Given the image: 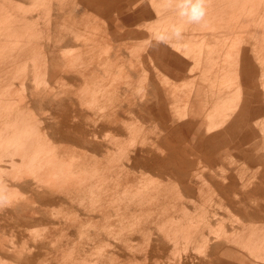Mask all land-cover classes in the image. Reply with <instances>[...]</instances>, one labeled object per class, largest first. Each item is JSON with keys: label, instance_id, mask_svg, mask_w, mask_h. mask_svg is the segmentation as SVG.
<instances>
[{"label": "rangeland", "instance_id": "rangeland-1", "mask_svg": "<svg viewBox=\"0 0 264 264\" xmlns=\"http://www.w3.org/2000/svg\"><path fill=\"white\" fill-rule=\"evenodd\" d=\"M36 1L0 0V79L5 76L6 83L10 86L8 89L11 92L8 94L6 90H2L0 95L1 98L9 95L11 97L9 103L10 106L12 105V109L9 108L8 110L2 105L0 113L9 112L4 118L11 122L20 120V117L25 116L23 113L27 115V107L31 108L36 117V126L40 127H38L39 134L33 136L38 140L40 138L39 142L48 144L49 139L46 138L45 141L41 138L43 135H47L52 141L51 144L57 147L58 152L66 155V160L68 157H72V154L74 157L78 154H86V160L89 161L91 170L96 165L100 166L99 163H101V168L110 169L104 171L107 183L114 179L116 171L122 170L121 174L124 176L127 170L132 174L134 187L144 197L138 201V205L132 213L123 209L116 214L113 213L106 220H101V225L108 227L105 223L109 222L112 217L117 218V223L114 224L115 228L113 229L115 234L113 235L118 236L117 233L122 232L121 235L119 234L122 238L119 241L121 245L117 248L105 245L108 241H115L113 238L108 240L111 237L101 236L95 239L97 242L94 245H91L92 239L85 235L80 237L75 230L70 237L77 243L72 244L71 241L72 243L70 242L63 250L59 249L57 254L54 253L56 250L51 247L50 242L34 241L37 237L40 238L39 235L47 225L46 221H31L23 228L24 231L21 235L17 231V228L20 227L19 220L27 216H18L21 211L18 208L14 209L13 215L12 212L8 213V220L0 219V264L2 261L3 264H57L55 261L57 255L66 259V262L59 264H77L75 260L82 257L86 261L81 264H91V260L97 256L103 264H131L132 262V264H177L178 262V264H264V198H257L259 189L253 188L254 183L259 179V174L264 171V111L257 112L249 120L257 130H262L263 134L255 138L258 139L257 144L253 142V139L249 143H244L243 148H239V151L238 142L228 139L217 141V138L211 137L203 143L204 149L207 150L202 154L196 153L193 146L195 142L186 138L180 129L181 120H188L190 116V106L182 100L184 96L191 93L190 79L188 77H175L173 79L167 77L164 72L158 71L153 58H148L146 54V46L152 39V36L148 38L147 27L162 20L166 12L175 10L174 0ZM48 3L50 4L49 14L47 12L49 7L45 6H48ZM161 3L164 5L161 6ZM109 11L110 13H108ZM83 12L93 22V27L83 28L80 21L84 16ZM252 13L255 20L249 24L246 37L256 44L254 50L256 60L258 65L264 68V14L261 10H255ZM132 15L138 16V19H133L135 17L132 18ZM148 16L152 21L147 20ZM102 20L106 22V25ZM188 25L186 26L184 23V31ZM163 29L166 28H160V30ZM152 33L154 32L151 30L149 35ZM230 37L231 34H228V40ZM84 39L86 40L85 44ZM89 40L93 44L88 42ZM83 44L87 46L85 47ZM131 44L132 46H130ZM93 48L96 49L93 50ZM115 49L117 50L113 51ZM224 50H228V46L224 47ZM132 52L136 55H132ZM75 54L79 56L76 55L78 60L74 57ZM115 55L117 57H113ZM16 69L21 70L16 72ZM118 69L120 70L118 71ZM102 71L105 75L102 74ZM42 72H44L43 77L41 75L39 77ZM117 72L120 74L117 75ZM124 72L126 73L124 74ZM127 73L129 77H126ZM21 77L25 78V82H21ZM214 77L217 81H223L224 84L233 85L232 80L228 78H221L217 75ZM19 80L23 87L18 82ZM261 81L264 90V77L261 78ZM42 82L46 83L43 84ZM6 83L2 86H6ZM216 85L213 86L210 80L203 82L201 99L203 103L202 108L200 107V116L205 122L223 118L225 123L227 119L233 116L237 107L228 101L216 107L211 103H205V95H208ZM93 86L98 92L92 94V96L96 95L95 98L87 93L88 96L81 100L84 89L88 88L89 90ZM17 88L20 90L22 88L24 92L18 91ZM13 91L16 94L12 93ZM18 92H21L20 97H18ZM5 93L7 96L4 95ZM16 95L18 96L16 97ZM21 95H25V97H21ZM78 97L79 99H77ZM261 103L263 105L254 104V109L258 110L264 106V97ZM78 104H80L79 107ZM89 109L93 110V113ZM114 112L116 113L114 118L118 121L117 124H109L107 119L104 121L105 124L96 123L101 117L104 120L105 117L113 115ZM112 115L110 117L113 119ZM37 117L40 124H38ZM9 122L6 123L8 126H10ZM84 122H87L88 125ZM72 130L74 131L72 132ZM83 130L85 131L83 132ZM106 133L108 136L105 135ZM69 136L80 139L78 142L77 139L71 141L68 140ZM2 146L4 147L2 148L4 149L3 153H8L13 148L12 144L10 146L2 144ZM216 151L217 154H213ZM121 153H123V157ZM196 155L197 157H195ZM118 161L119 163H117ZM89 165L87 164V166ZM6 168L11 172L12 170L15 171L12 173L8 171L11 176L18 172L17 168L4 165L0 174L5 173L7 175ZM13 186V184H9L8 188L15 189ZM109 197L105 195L104 198L108 200ZM32 203L34 202L32 201ZM31 206L33 207L34 204ZM45 206L49 215L50 213L54 215L53 213L57 212L59 208L58 204ZM32 207L28 209H32ZM121 222L125 226L130 223L133 227L134 233L128 243H125L128 230L125 226L122 227L125 230L119 227ZM4 223L5 226L3 227ZM36 232L38 235H35ZM55 236H58V233ZM55 236L52 241L57 239ZM23 242H28L29 246L17 252L10 251L9 248H12L13 245L19 247ZM174 245L175 247L177 245V251ZM36 250L38 253H35Z\"/></svg>", "mask_w": 264, "mask_h": 264}, {"label": "bare ground", "instance_id": "bare-ground-1", "mask_svg": "<svg viewBox=\"0 0 264 264\" xmlns=\"http://www.w3.org/2000/svg\"><path fill=\"white\" fill-rule=\"evenodd\" d=\"M36 1V0H35ZM148 1V0H147ZM163 1V0H162ZM161 1V2H162ZM165 1V0H164ZM227 1V0H226ZM234 0H232L231 2L233 3ZM248 1V0H247ZM246 1V2H247ZM251 1V0H250ZM254 1V0H253ZM15 2V1H14ZM37 2V1H36ZM45 2V0L43 1ZM241 2V0L239 1ZM239 2H237L238 4H240ZM243 2V0H242ZM10 3V2H9ZM50 3V2H49ZM48 3V4H49ZM101 3V2H100ZM244 3V2H243ZM248 3V2H247ZM261 2H259L260 4ZM46 4V3H45ZM63 4V3H62ZM61 4V5H62ZM102 4V3H101ZM150 4V3H149ZM158 4V3H156ZM228 4H230L228 2ZM237 4V5H238ZM42 5V4H41ZM160 5V4H159ZM159 5L157 6V8L159 7ZM164 5L161 3V6ZM217 5V4H216ZM224 5H225V2H224ZM46 7H49L50 4L47 6L45 5ZM71 6V5H70ZM149 6V5H148ZM223 6V5H222ZM236 6V5H235ZM241 7H239V5L237 7L242 8V5L240 4ZM14 7V6H13ZM12 7V8H13ZM60 7V6H59ZM63 7V5L61 6ZM104 7L106 8L105 4H104ZM139 7V6H138ZM165 7V6H164ZM225 7V6H224ZM227 7V5H226ZM231 7V6H229ZM101 8V7H100ZM110 8V7H109ZM151 8V7H150ZM220 8V7H219ZM219 8H217V10H219ZM245 8V7H244ZM14 9V8H13ZM48 9V8H47ZM92 9V8H91ZM90 9V10H91ZM113 9V8H111ZM146 9V8H145ZM148 9V8H147ZM220 9H223V8H220ZM248 9V8H247ZM250 9V8H249ZM12 10V9H11ZM50 10V7L48 9V14H49V11ZM109 10V9H108ZM140 10V9H139ZM226 10V9H224ZM242 10V9H241ZM244 10V9H243ZM13 11V10H12ZM45 11V10H44ZM98 11V10H97ZM158 11V10H157ZM18 12V11H16ZM91 12V11H90ZM123 12V11H122ZM156 12V11H155ZM162 12V11H161ZM208 12V11H207ZM218 12V11H217ZM230 12L231 14V10L228 11V13ZM238 12H241V11H238ZM15 13V12H14ZM13 13V15H14ZM110 13V11L108 12ZM157 13V12H156ZM165 13V12H164ZM210 13V12H209ZM227 13V12H226ZM233 13V12H232ZM235 13V11H234ZM246 13V12H245ZM16 14V13H15ZM18 14V13H17ZM117 14V13H116ZM225 14V12H224ZM240 15V14H239ZM238 15V16H239ZM157 16H158V13H157ZM220 16V15H218ZM232 16V15H231ZM241 16V15H240ZM244 16V14L242 15ZM30 17V16H29ZM49 17V16H48ZM47 17V19H48ZM112 17V16H111ZM160 17V16H158ZM178 17V16H177ZM221 17V16H220ZM246 17V15L244 16V18ZM9 18V17H8ZM98 18V17H97ZM163 18V17H162ZM170 18V17H169ZM208 18V17H207ZM239 18V17H238ZM242 18L241 20L244 21L245 19ZM53 19V18H52ZM101 19V18H100ZM165 19V17H164ZM168 19V18H166ZM178 19V18H177ZM211 19V18H210ZM237 19V18H236ZM244 19V20H243ZM50 20V19H49ZM48 20V21H49ZM55 20V19H54ZM99 20V19H98ZM140 20V19H139ZM169 21H171L170 19H168ZM174 20V19H172ZM179 20V19H178ZM240 20V19H239ZM238 20V21H239ZM104 21V20H102ZM141 21V20H140ZM152 21V19L150 20ZM162 21V20H161ZM164 21V20H163ZM180 21V20H179ZM220 21V20H219ZM235 21V19H234ZM55 22V21H54ZM89 22V21H88ZM105 22V21H104ZM165 23H161L159 22L158 24L156 23V27L158 26L159 28H162L166 25V22L168 21H164ZM172 22V21H171ZM241 22V21H240ZM247 22L249 23V21L247 20ZM7 23V22H5ZM9 23V22H8ZM50 23V21L48 22ZM169 23V22H168ZM167 23V24H168ZM182 23V22H181ZM218 23V21H217ZM234 23V22H233ZM243 22H241L242 24ZM173 24H175L173 22ZM238 24V23H237ZM243 24L246 25V22H244ZM60 25V24H59ZM87 25V24H86ZM106 25V22L105 24ZM188 24H186L187 26ZM198 25V24H197ZM209 25V24H208ZM221 25V24H220ZM244 25V26H245ZM249 25V24H247ZM16 26V25H15ZM85 26V25H84ZM212 26V25H211ZM235 26V25H234ZM66 27V26H65ZM104 27V26H103ZM154 27V26H153ZM185 27V26H183ZM191 27V26H190ZM188 27V28H190ZM196 27V26H195ZM194 27V28H195ZM248 27V26H247ZM247 27L245 26L246 30H247ZM9 28V27H8ZM60 28V27H59ZM85 28V27H84ZM166 28V27H165ZM219 28V26H218ZM222 28H223V25H222ZM235 28V27H234ZM185 29V28H184ZM207 29V28H206ZM213 29V27H212ZM211 29V30H212ZM238 29V28H237ZM1 30V29H0ZM29 30V29H28ZM69 30V29H68ZM106 30V29H105ZM159 30V29H158ZM157 30V31H158ZM209 30V29H208ZM210 30V31H211ZM86 31V30H85ZM155 31V30H154ZM75 32V31H74ZM151 32V31H150ZM192 32V31H191ZM78 33V32H77ZM84 33V32H83ZM99 33V32H98ZM101 33V32H100ZM85 34V33H84ZM90 34V33H89ZM103 34H106V33H103ZM127 34V33H126ZM153 34V33H152ZM34 35V34H33ZM92 35V34H90ZM95 35V34H94ZM110 35V33H109ZM121 35V34H120ZM76 36V35H75ZM85 36V35H84ZM88 36V35H87ZM147 36V35H146ZM152 36V35H151ZM189 36V35H188ZM2 37V36H1ZM9 37V36H8ZM77 39L78 36H76ZM75 37V38H76ZM80 37V36H79ZM109 37V36H108ZM123 37V36H121ZM206 37V34L205 36ZM150 38V37H148ZM196 38V37H195ZM213 38V37H212ZM87 39V38H86ZM94 39V38H93ZM215 39V38H214ZM218 39V38H217ZM223 39V38H222ZM1 40V39H0ZM38 40V39H37ZM99 40V39H98ZM97 40V41H98ZM203 40V39H202ZM206 39L204 38V41ZM213 40V39H212ZM244 40V39H243ZM83 41V40H82ZM86 40L84 39V44L86 43L85 42ZM102 41V40H101ZM104 41V40H103ZM110 41V40H109ZM185 41V40H184ZM188 41V40H186ZM218 41V40H217ZM247 41V40H245ZM13 42V41H12ZM15 42V41H14ZM90 42V40L88 41ZM96 42V41H95ZM106 42V41H104ZM190 42V40H189ZM201 42V41H200ZM206 42V41H205ZM210 42V41H209ZM244 42V41H243ZM254 42V41H253ZM258 42V41H257ZM260 42V41H259ZM38 43H39V40H38ZM82 43V42H81ZM92 43V42H90ZM97 43V42H96ZM101 43V42H100ZM113 43V42H112ZM133 43V42H132ZM138 43V42H137ZM173 43V41H172ZM207 43V42H206ZM212 43V42H210ZM214 43L216 44L217 42L214 41ZM245 43V42H244ZM252 43V42H251ZM12 44V43H11ZM83 44V45H84ZM93 44V43H92ZM129 44V43H128ZM135 44V43H133ZM209 44V43H207ZM246 44H248L246 42ZM245 44V45H246ZM102 45V44H101ZM125 47V44H123ZM26 46V44H25ZM28 46V45H27ZM85 47L87 45H84ZM127 46V45H126ZM129 46V45H128ZM132 46V44L130 45ZM129 46V47H130ZM134 46V45H133ZM248 46V45H247ZM2 47V46H1ZM24 47V46H22ZM91 47V46H90ZM107 47V46H106ZM112 47V45L110 44V48ZM135 47V46H134ZM139 48V47H137ZM136 48V49H137ZM1 49V48H0ZM80 49V48H79ZM85 49H88V48H85ZM96 49V48H93V50ZM112 49V48H111ZM141 49V48H140ZM139 49V50H140ZM4 50V49H3ZM43 50V49H42ZM108 50V48H107ZM117 49L113 50V51H116ZM144 50V49H143ZM18 51V50H17ZM87 51V50H86ZM106 51V50H105ZM120 51V50H119ZM3 52V51H2ZM72 52V51H71ZM101 52V50H100ZM138 52V50H137ZM144 52V51H142ZM17 53V52H16ZM15 53V54H16ZM80 53V52H78ZM110 53V52H109ZM133 53V52H132ZM141 53V51H140ZM6 54V53H5ZM115 54V53H114ZM77 54H75L74 57H76ZM132 55H136V54H132ZM32 56V55H31ZM78 56V55H77ZM79 57V56H78ZM76 57V59L78 60L79 58ZM113 57H117L116 55L113 56ZM112 57V58H113ZM196 57V56H195ZM218 57V55H217ZM35 58V57H34ZM37 59V58H35ZM74 59V58H73ZM72 59V60H73ZM75 59V60H76ZM81 59V58H80ZM88 59V58H87ZM110 59V57H109ZM114 59V58H113ZM197 59V58H196ZM34 60V59H33ZM31 60V62L33 61ZM76 60V61H77ZM195 60V58H194ZM81 61V60H80ZM96 61V60H95ZM109 61V60H108ZM197 61V60H196ZM201 61V60H199ZM34 62V61H33ZM44 62V61H42ZM10 63V62H8ZM12 63V62H11ZM75 63V62H73ZM172 63V62H171ZM200 63V62H199ZM1 64V63H0ZM26 64V63H25ZM78 64V63H76ZM81 64V63H79ZM197 64V63H196ZM34 65V64H33ZM129 65V64H128ZM134 65V64H133ZM201 65V63H200ZM74 66V65H73ZM26 67V65H25ZM109 68V67H108ZM117 68V67H115ZM208 68V67H207ZM8 69V68H7ZM23 69V68H22ZM39 69V68H38ZM111 69V68H110ZM133 69V68H132ZM21 70V69H20ZM19 70V71H20ZM114 70V69H112ZM120 69H118L119 71ZM213 70V69H212ZM215 70V69H214ZM18 70L16 69V72ZM18 71V72H19ZM23 71V70H22ZM99 71V70H98ZM116 71V70H115ZM122 72V71H120ZM214 72V71H213ZM211 72V73H213ZM43 73L42 74H39V77L41 75V77H43ZM126 72H124L125 74ZM187 73V72H186ZM20 74V73H19ZM60 74V73H59ZM102 74H104V72L102 71ZM107 74V73H106ZM120 74L117 72V75ZM209 74V73H208ZM216 74V73H215ZM1 75V74H0ZM46 75V74H45ZM57 75V74H56ZM105 75V74H104ZM103 75V76H104ZM128 73L126 74V77H129ZM213 75V74H212ZM210 74V76H212ZM218 75V74H217ZM35 76V75H34ZM33 76V78H34ZM116 77V75H114ZM121 76V75H120ZM139 76V75H138ZM209 76V77H210ZM26 77V75H25ZM89 77V76H87ZM97 77V76H96ZM107 77V76H106ZM123 77V76H122ZM133 77V76H132ZM18 78V77H16ZM22 78L24 77H21V82H25V78L24 80L22 81ZM102 78V77H101ZM20 79V78H18ZM37 79V78H36ZM59 79V78H58ZM64 79V78H63ZM97 79V78H96ZM115 79V78H114ZM140 79V78H139ZM147 79V78H146ZM209 79V78H208ZM14 80V78H13ZM40 80V79H38ZM100 80V78H99ZM168 80V79H167ZM183 80V79H182ZM33 81V80H32ZM37 81V80H36ZM35 81V83H36ZM43 81V80H41ZM46 81V80H45ZM84 81V80H83ZM12 82V81H11ZM20 82V80L18 81ZM20 82L21 84V87L22 86V83ZM71 82V80H70ZM69 82V83H70ZM147 82V81H146ZM191 82V81H190ZM4 83H6V78L5 76L0 79V93L2 90H6L9 94L10 90L8 89L9 84L6 83V86H2L4 85ZM10 83V82H9ZM41 83V82H40ZM43 83V82H42ZM46 83V82H44ZM43 83V84H44ZM48 83V82H47ZM51 83V82H50ZM55 83V82H54ZM57 83V82H56ZM72 83V82H71ZM74 83V82H73ZM85 83V82H84ZM195 83V81H194ZM53 84V83H51ZM12 85V84H11ZM49 85V84H48ZM59 85V84H58ZM109 85V84H108ZM134 85V84H133ZM15 86V85H13ZM11 86V87H13ZM20 86V85H19ZM29 86V85H28ZM33 86V84H32ZM99 86V85H98ZM7 87V88H6ZM17 87V85H16ZM31 87V86H30ZM35 87V86H34ZM38 87V86H37ZM36 87V88H37ZM49 87V86H48ZM104 87V86H103ZM117 88V87H116ZM164 88V87H163ZM16 89V88H15ZM14 89V91H15ZM18 89V88H17ZM24 89V88H23ZM26 89V88H25ZM33 89V87H32ZM61 89V88H60ZM99 89V88H98ZM106 89V88H105ZM120 89V88H119ZM193 89V88H192ZM22 90V88H21ZM20 89H18V91H21ZM54 90V89H53ZM59 90V89H57ZM132 90V89H131ZM12 92V93H15V92ZM28 91V90H27ZM30 91V90H29ZM52 91V90H51ZM56 91V90H55ZM100 91V90H99ZM115 91V90H114ZM118 91V89H117ZM127 91V90H126ZM5 92V91H4ZM22 92H24L22 90ZM58 92V91H57ZM97 91L94 89V86L92 88H90L88 90V88L84 91H83V94L84 95H81V100H84L86 97L85 96H88L87 93L90 94L91 97L95 98V96L92 94H95ZM131 92V91H130ZM4 94L5 96H7V94ZM19 96L16 95V97H20V93L21 92H18ZM31 93V92H30ZM56 93V92H55ZM67 93V92H66ZM81 93V92H79ZM98 93V92H97ZM120 94V92H118ZM129 93V92H128ZM11 94V92H10ZM16 94V93H15ZM38 94V92H37ZM127 94V93H126ZM26 95V94H25ZM25 95H21L25 97ZM70 95V94H69ZM224 95V94H223ZM3 96V95H2ZM89 97V98H91ZM131 97V96H129ZM9 98H11L9 95L7 97H3L1 98V95H0V108L2 107V105H4V107L7 108V110L10 108L12 109V105L10 106V103H9ZM76 98V96H75ZM133 98V97H132ZM135 98V96H134ZM180 98V97H179ZM199 98V97H198ZM222 98V97H221ZM17 99V98H16ZM21 100H23L22 98H20ZM79 99V97L77 98ZM178 99V98H176ZM190 99V98H189ZM217 99V98H216ZM132 100V99H131ZM11 101V100H10ZM91 101H94L93 99H91ZM130 101V100H129ZM178 101V100H177ZM13 102V101H12ZM21 102V101H19ZM23 102V101H22ZM86 102V101H85ZM121 102V101H120ZM76 103V102H74ZM90 103V102H89ZM137 103V102H136ZM83 104V103H82ZM87 106H89V104L86 102ZM122 104V103H121ZM202 104V103H201ZM80 104H78V107H79ZM85 105V104H84ZM136 105V104H134ZM189 105V104H188ZM191 105V104H190ZM91 106V105H90ZM89 108V107H88ZM87 108V109H88ZM119 108V107H118ZM27 115L26 113H23L25 114V116L23 117H20V120H16V121H6L5 120V115H7L9 112H6V111H3L0 113V171L2 170L3 166L4 165H8V166H13V168H17L16 170L18 171L17 173H13L14 175L11 176L9 171L7 168V175L4 173V174H0V188H3L9 195L10 197V200H11V204L10 206L8 207H5L3 209H0V219L2 220H5L7 219V215L9 212H12V215L14 211V209H19L21 212L19 213L20 215L18 216H27L26 218H20L21 220H19V224H20V227L17 228V231L22 235L23 234V228L25 226H27L31 221H38V222H44L46 221L45 223L47 224L44 229H43V232L39 235L40 238L37 237V239H35L34 241H37L38 242H41V241H45V242H50L51 244V247L56 250L54 253H58L59 249L63 250L64 247H66L71 241L72 244H76L77 242H74L71 234H73V232L76 230L78 233H79V236L82 237V236H87L89 239H92L93 241L90 242L91 245H94L97 241H95V239L101 237V236H105V237H111V238H108L109 239H114L115 241H111V242H106L105 245L106 246H110L112 248H117L118 246L121 245V233H117V235H113L115 234L114 232V224L117 223V218L116 217H112L109 222H106L105 224L108 225V227H105V226H102L101 225V220H106L107 217H110V215H112L113 213H117L121 210H126L128 211L129 213H132L134 209H136V206L138 205V201L140 199H142V196L143 194H141L139 191L136 190V187H134L133 185V180H132V174L129 173L127 170H126V173L125 175L123 176L121 173H122V170H118L116 171L115 173V177L114 179H111V182L110 183H107V179H105L104 177V173L106 171H109L110 169H108L107 167L105 168H101V163L100 166H97L91 170L90 168V165H89V161L86 160L87 158V155H77L76 157L73 156V154L71 155L72 157H68L67 160H66V155L65 154H62L60 152H58V150L56 149L57 147L52 145V141L50 140L49 137H47V135H43V140L46 141V138L49 139L48 144H42L41 142H39L38 139L34 138V134H39V126H36V117H35V114H34V111L27 107ZM83 109V107H82ZM90 111H92L93 113V110L89 109ZM118 110V109H117ZM136 110V109H135ZM12 111V110H11ZM86 111V110H85ZM99 111V110H98ZM78 113V111H76ZM113 112V111H112ZM134 112V111H133ZM75 113V114H77ZM86 113V112H85ZM84 113V114H85ZM91 113V112H90ZM96 113V112H95ZM45 114V113H44ZM106 114V113H105ZM136 114V113H135ZM170 114V112H169ZM174 114V113H173ZM90 115V114H89ZM112 115V114H111ZM110 115V116H111ZM114 115H116V113L114 112V114L112 115L113 116V119L112 117L110 116H107V118L105 117V119L103 120V118L101 117L99 121H96L97 124H105V120L107 119V121H109L108 123L109 124H117L118 121L115 120L114 118ZM122 115V114H121ZM124 115V114H123ZM122 115V116H123ZM129 115V114H128ZM137 116V115H136ZM172 116V115H171ZM86 117V116H85ZM99 117V116H97ZM109 117V119H108ZM126 117V116H125ZM131 117V116H130ZM175 117V116H173ZM208 117V116H207ZM171 118V117H170ZM192 118V117H191ZM210 118V117H209ZM97 119V118H95ZM139 119V118H138ZM167 119V117H166ZM6 122H5V121ZM88 120V119H87ZM189 120V119H188ZM187 120V121H188ZM37 121H38V124L39 123V120H38V117H37ZM79 121V120H78ZM138 121V120H137ZM179 121V120H178ZM10 124V126H8L6 123ZM42 122V121H41ZM75 122V121H74ZM77 122V121H76ZM91 122V121H90ZM95 122V121H94ZM125 122V121H124ZM88 125L87 122H84ZM92 123V122H91ZM121 123V122H120ZM132 123V122H131ZM12 124V125H11ZM122 124V123H121ZM138 124V123H137ZM5 125H7V127H5ZM71 125V124H69ZM83 125V124H81ZM90 125V124H89ZM132 125V124H131ZM130 125V126H131ZM209 125V124H208ZM51 126V125H50ZM63 126V125H62ZM91 126V125H90ZM95 126V125H94ZM126 126V125H125ZM128 126V125H127ZM134 126V125H133ZM186 126V125H185ZM198 126V125H197ZM39 127V128H38ZM107 127V126H106ZM112 127V126H111ZM110 127V128H111ZM114 127V126H113ZM116 127V126H115ZM123 127V126H122ZM129 127V126H128ZM156 127V126H155ZM188 127V126H187ZM215 127V126H214ZM102 128V127H101ZM124 128V127H123ZM132 128V127H131ZM134 128V127H133ZM65 129V128H64ZM93 129V128H92ZM96 130V128H94ZM103 129V128H102ZM105 129V128H104ZM113 129V128H111ZM130 129V128H129ZM142 129V128H141ZM179 129V128H177ZM187 129V128H186ZM41 130V129H40ZM70 130V129H69ZM82 130V129H81ZM86 130V129H85ZM83 130V132L85 131ZM137 130V129H136ZM144 130V129H143ZM146 130V129H145ZM44 131V130H43ZM71 131V130H70ZM74 130H72L73 132ZM79 131V130H78ZM140 131V129H139ZM211 131V130H210ZM88 132V131H87ZM102 132V131H101ZM109 132V131H108ZM120 132V131H119ZM137 132V131H136ZM148 132V131H147ZM75 133V132H74ZM90 133V132H89ZM131 133V132H130ZM150 133V132H149ZM182 133V132H181ZM187 133V132H186ZM192 133V132H191ZM196 133V132H195ZM110 134V133H109ZM142 134V132H141ZM177 134L179 135V133L177 132ZM193 134V133H192ZM210 134V132H209ZM75 135V134H74ZM107 135V133L105 134ZM140 135V134H139ZM158 135V133H157ZM177 135V136H178ZM39 136V135H38ZM87 136V135H86ZM94 136V135H93ZM108 136V135H107ZM111 136V135H110ZM142 136V135H141ZM147 136H148V133H147ZM186 136V135H185ZM37 137V136H36ZM106 137V136H104ZM143 137V136H142ZM67 138V137H66ZM90 138V137H89ZM95 138V137H94ZM114 138V137H113ZM112 138V139H113ZM141 138V137H139ZM138 138V139H139ZM147 138V137H145ZM149 138V137H148ZM175 138V137H174ZM182 138V137H181ZM187 138V137H186ZM77 139V142L79 141L78 139L80 138H77L75 136H69L68 137V140H71V141H75ZM115 139V138H114ZM137 139V140H138ZM158 139V138H156ZM193 139V138H191ZM92 140V139H91ZM116 140V139H115ZM141 140V139H140ZM138 140V141H140ZM176 140V139H174ZM42 141V139H41ZM94 141V140H92ZM112 141V140H111ZM124 141V140H123ZM134 141V140H133ZM142 141V140H141ZM126 142V141H125ZM131 142V141H130ZM97 143V142H96ZM123 143V142H122ZM139 143V142H138ZM2 144L4 145H13V148L11 151H9L8 153H3L2 151L4 149ZM125 144V143H124ZM127 144V143H126ZM142 144V143H141ZM140 144V145H141ZM93 145V144H92ZM130 145V144H128ZM126 146V145H125ZM132 146V145H131ZM145 146V145H144ZM6 147V146H5ZM99 147H101L99 145ZM121 147V146H120ZM142 147V146H140ZM171 147V146H170ZM7 148V147H6ZM73 148V147H72ZM126 148H128L126 146ZM125 148V149H126ZM172 148V147H171ZM170 148V149H171ZM174 148V147H173ZM96 149V148H95ZM118 149V148H117ZM123 149V147H122ZM147 149V148H146ZM169 149V148H168ZM177 149V148H176ZM71 150V149H70ZM76 150V149H75ZM116 150V149H115ZM120 150V149H118ZM117 150V151H118ZM148 150V149H147ZM81 151V150H80ZM172 151H174L172 149ZM176 151V150H175ZM71 152V151H70ZM82 152V151H81ZM87 152V151H86ZM183 152V151H182ZM78 153V152H76ZM114 153V152H113ZM139 153V152H138ZM175 153V152H174ZM212 153V152H211ZM123 153H121L122 155ZM132 154V153H131ZM183 154V153H182ZM202 154V153H201ZM118 155V154H117ZM134 155V154H133ZM184 155V154H183ZM195 155V154H194ZM94 156V155H93ZM92 156V157H93ZM131 156V155H130ZM211 156V155H209ZM213 156V155H212ZM211 156V157H212ZM95 157V156H94ZM93 157V158H94ZM120 157V156H119ZM118 157V158H119ZM123 157V155H122ZM135 157V156H134ZM197 157V155L195 156ZM215 157V156H214ZM97 158V157H96ZM103 158V157H102ZM116 158V157H114ZM133 158V156H132ZM120 160V159H119ZM131 160V159H130ZM113 161V160H112ZM115 161V160H114ZM132 161V160H131ZM111 162V161H110ZM122 162V161H121ZM107 163V162H106ZM113 163V162H112ZM115 163V162H114ZM119 163V161L117 162ZM87 164L89 166H87ZM122 164V163H121ZM139 164V163H138ZM142 164V163H141ZM263 164V163H262ZM109 165V164H108ZM113 167V166H112ZM115 167V165H114ZM119 168V167H118ZM121 168V167H120ZM119 168V169H120ZM5 169V170H6ZM123 169V168H122ZM126 169V168H125ZM139 169V168H137ZM133 170V169H132ZM262 170V169H261ZM14 170H12L13 172ZM105 171V172H104ZM11 172V173H12ZM15 172V171H14ZM262 172V171H261ZM3 173V171H2ZM264 173V171H263ZM255 174V173H254ZM249 175V174H248ZM256 175V174H255ZM261 175V174H260ZM251 176V175H250ZM264 176V175H263ZM111 177V176H110ZM252 178V177H250ZM255 178V177H254ZM259 178V177H258ZM261 178V177H260ZM139 179V178H138ZM27 180V181H26ZM255 180V179H254ZM253 180V181H254ZM256 181V180H255ZM241 182V181H240ZM140 183V182H139ZM189 183V182H188ZM11 185L13 184L14 188L15 189H11V188H8V185ZM140 185V184H139ZM160 185V184H158ZM258 185V184H256ZM263 186V183L261 184ZM147 186V185H146ZM138 187V186H137ZM160 187V186H159ZM257 187H260V186H257ZM146 189V188H145ZM150 189V188H149ZM20 191V193H18V191ZM156 190V189H155ZM262 191V190H261ZM26 192H28V194H26ZM264 192V191H263ZM25 194V195H24ZM148 194V193H147ZM247 194V193H246ZM250 194V193H249ZM263 194V193H262ZM105 195H108L110 196L108 198V200H106ZM154 199V198H153ZM158 199V197H157ZM32 201L34 203H32ZM153 201V200H152ZM169 201V200H168ZM260 202H262L261 200H259ZM167 203V202H166ZM31 204H34V208L31 206ZM48 204H53V205H56L58 204L59 208L57 210V212L53 213L54 215H52L50 213V215L47 213V210H46V206L45 205H48ZM263 204V203H262ZM162 205V204H161ZM160 205V207H161ZM264 206V205H263ZM29 207H32V209H28ZM165 207V206H163ZM167 208V206H166ZM261 208V207H260ZM28 209V210H26ZM158 209V208H157ZM252 210V209H251ZM18 211V210H17ZM181 211V210H180ZM52 212V211H51ZM159 212V211H158ZM182 212V211H181ZM245 212V211H244ZM195 213V212H194ZM243 214H246V213H243ZM160 215V214H158ZM185 215V214H184ZM189 215V214H188ZM252 215V214H250ZM10 216V215H9ZM249 216V215H248ZM251 217V216H250ZM256 217V216H255ZM261 217V216H260ZM177 218V217H176ZM179 218H182V217H179ZM9 219V218H8ZM7 219V220H8ZM11 220V219H10ZM124 220V219H123ZM175 220V219H173ZM11 223V222H10ZM9 223V224H10ZM9 224H6V225H9ZM111 224V225H110ZM162 224V223H161ZM164 225V224H163ZM162 225V226H163ZM181 225V224H180ZM5 226V223L3 224V227ZM14 226V225H13ZM19 226V225H18ZM125 225L121 222L119 227L122 229V227H124ZM161 226V227H162ZM188 226V225H187ZM190 226V225H189ZM158 227V226H156ZM160 227V226H159ZM175 227V226H174ZM192 227V226H191ZM125 228L128 230L127 231V237H126V240H125V243H128L129 240H131L132 238V235H133V227L130 225V223L125 226ZM164 228V227H163ZM119 229V230H121ZM124 229V228H123ZM122 229V230H123ZM166 229V228H165ZM174 229V228H173ZM30 230V229H29ZM33 230V229H31ZM121 230V231H122ZM125 230V229H124ZM256 230V229H255ZM16 232V230H14ZM163 231V229H162ZM165 231V230H164ZM170 231V230H169ZM187 231V230H186ZM234 231V230H233ZM35 232V231H34ZM33 232V233H34ZM39 232V231H38ZM118 232V231H117ZM192 232V231H191ZM195 232V231H194ZM30 233V232H29ZM58 233V236H55V234ZM156 233V232H155ZM158 233V232H157ZM171 233H173L171 231ZM175 233V232H174ZM187 233V232H186ZM120 234V235H119ZM168 234V233H166ZM189 234V233H188ZM217 234V233H216ZM234 234V233H233ZM255 234V233H254ZM35 235H38V233L36 232ZM160 235V234H159ZM183 235V234H181ZM264 235V234H263ZM55 237H57V239L55 238L54 241H52V239ZM92 236V237H91ZM120 236V237H119ZM145 236V235H144ZM172 236V234H171ZM179 236V235H178ZM239 236V234H238ZM254 236V235H253ZM23 237V236H22ZM190 237V236H189ZM237 237V236H236ZM6 238V237H5ZM144 238V237H143ZM162 238V237H161ZM168 238V236H167ZM175 238V237H173ZM180 238V237H179ZM185 238V236H184ZM204 238V237H203ZM234 238V237H233ZM240 238V237H239ZM14 239V238H13ZM183 238H181L182 240ZM186 239V238H185ZM252 239V238H251ZM260 239V238H259ZM258 239V240H259ZM264 239V238H263ZM28 240V239H27ZM118 240V241H117ZM149 240V238H148ZM172 240V239H171ZM238 240V238H237ZM33 241V240H32ZM158 241V240H156ZM175 241V240H174ZM184 242H186L184 239H183ZM188 241V240H187ZM198 241V240H197ZM250 241V240H249ZM252 241V240H251ZM261 241V240H260ZM263 241V240H262ZM87 242V241H86ZM113 242V243H112ZM172 242V241H171ZM190 242V241H189ZM235 242V241H234ZM244 242V241H243ZM12 243V242H11ZM30 243V242H29ZM46 243V244H47ZM137 243V242H136ZM150 243V242H149ZM253 243V242H252ZM13 244V243H12ZM34 244V243H33ZM38 244V243H37ZM42 244V243H41ZM45 244V246H46ZM151 244V243H150ZM176 244V243H175ZM228 244V243H227ZM230 244V243H229ZM239 244V242H238ZM241 244V243H240ZM246 244V243H245ZM249 244V243H248ZM104 245V244H103ZM104 245V246H105ZM158 245V244H157ZM173 245V243H172ZM171 245V246H172ZM206 245V244H205ZM204 245V247H205ZM8 246V244H7ZM29 244L28 242H23L22 245H20L19 247L17 245H13L12 248H9L10 251L12 252H17L18 250L22 249V248H25V247H28ZM39 246V245H38ZM76 246V245H75ZM151 246V245H150ZM149 246V247H150ZM164 246V245H163ZM101 247V246H100ZM161 247V246H160ZM165 247V246H164ZM175 247V245H174ZM177 247V245H176ZM176 247H175V250H176ZM180 247V246H179ZM253 247V246H251ZM31 248V247H30ZM104 248V247H103ZM159 248V247H158ZM157 248V249H158ZM34 249V247H33ZM123 250V248H121ZM162 249V248H161ZM164 249V248H163ZM188 249V248H187ZM252 250V248H250ZM259 249V248H258ZM100 250V249H99ZM149 250V249H148ZM185 250V249H184ZM183 250V251H184ZM42 251V250H41ZM67 251V250H66ZM95 251V250H94ZM98 251V250H97ZM160 251V250H159ZM177 251V250H176ZM182 251V250H181ZM195 251V250H194ZM197 251V250H196ZM9 252V251H8ZM109 252V251H108ZM199 252V251H198ZM35 253H38V251L36 250ZM56 253V254H57ZM127 253V252H126ZM146 253V252H145ZM13 254V253H12ZM40 254V253H39ZM68 254V253H67ZM96 254V253H95ZM94 254V255H95ZM172 254V253H171ZM202 254V253H201ZM3 255V254H2ZM32 255V254H31ZM99 255V254H98ZM146 255V254H145ZM23 256V255H22ZM91 256V255H90ZM93 256V255H92ZM102 256V255H101ZM4 257V256H3ZM115 257V256H114ZM175 257V256H174ZM5 258V257H4ZM42 258V257H41ZM181 258V257H180ZM262 258V257H261ZM2 259V258H1ZM34 259V258H33ZM73 259V258H72ZM183 259V258H182ZM117 260V259H116ZM184 260V259H183ZM7 261V260H6ZM4 261V262H6ZM55 261L57 264L59 263H63V262H66V259L62 256H56L55 258ZM77 264H81L83 263L84 261H86L85 258H79V259H76L75 260ZM180 261V260H178ZM39 262V261H38ZM50 262V261H49ZM91 264H103V262L101 261L100 258H98V256L94 259L91 260ZM111 263V261H109ZM139 262V261H138ZM137 262V263H138ZM12 263V262H11ZM20 263H21V260H20ZM26 263V262H24ZM28 263V262H27ZM35 263V262H34ZM133 263V262H132ZM131 263V264H132ZM179 263V262H178ZM177 263V264H178ZM259 263V262H258ZM263 263V262H262ZM3 264V261L2 263ZM107 264V263H106ZM114 264V263H113ZM136 264V263H135ZM139 264V263H138ZM188 264V263H187ZM253 264V263H252Z\"/></svg>", "mask_w": 264, "mask_h": 264}, {"label": "crops", "instance_id": "crops-1", "mask_svg": "<svg viewBox=\"0 0 264 264\" xmlns=\"http://www.w3.org/2000/svg\"><path fill=\"white\" fill-rule=\"evenodd\" d=\"M231 1L232 0H207L208 12L205 22L198 25H188V27H191H187L186 31L183 32L184 38L182 41L171 40L168 47L162 46L158 50L152 49L150 47V42H148L146 46V54L148 58H153L158 71L164 72L167 77L172 79L175 77H188L191 81V86L193 89H191V93L189 95L187 94V96H184L182 99L187 105L189 104L190 106V116L188 121L181 120L180 129L188 139L193 138L191 141L195 142V145L193 144V146L197 154H201L207 150L204 149L203 143L205 140L211 137L217 138V141L221 139H228L233 142H238L237 148L239 150V148H243L244 143H249L253 139V142L257 144L258 139L255 138L260 137L263 134L262 130H257L253 124L249 122V120L257 112L264 111V106H261L258 110L254 109V104L256 103L263 105L261 101L264 97V90L262 89L261 78L264 77V68L258 65V61L256 60L254 53L256 44L251 43L253 41L246 37V34L249 30V25L247 24H250L253 22V20H255V16L252 12L255 10H261L262 14H264V0H243L244 3L242 0L241 2H239L240 0H234L233 3ZM228 2L230 4H228ZM237 2L242 5V8L239 9L241 6ZM259 2L261 3L259 4ZM237 4L239 7H237ZM219 7L223 9H220ZM217 8H219V10H217ZM230 10L231 14L230 12L228 13ZM84 14L85 12H83V15ZM243 14L244 16L246 15L245 18L242 16ZM131 17H135L133 19H138V16L136 17L132 15ZM164 17L165 19L163 18L162 21H159L161 23H165V20L169 22H166L164 28H168V26L173 24V22L175 24L181 23L174 9L166 12ZM166 18L170 19L172 22ZM242 18L245 20L243 19L244 21H242ZM147 20L150 21L149 16L147 17ZM80 21L83 24V28L85 27V29L94 26L90 18H87L85 15L80 19ZM240 21L243 23L246 22V25L243 23L241 24ZM244 25L246 27L248 26L247 30ZM182 26H184V24ZM147 29V35L150 38L151 35H149V33L151 30L152 32H157L158 29V31H160V28L158 26L156 27V23H154L152 26H148ZM205 34L206 37H204ZM228 34H231L229 40ZM204 38L209 44L204 41ZM214 41L217 43L215 44ZM246 42L248 44H246ZM226 46H228V50L225 51L224 47ZM223 50L225 51L224 54H222V52H224ZM213 67L215 70H212ZM210 74H213L214 76L218 74L217 76H220L221 78H228L232 80L233 85L230 86L228 84L222 83L223 81H217L214 76L211 78ZM205 80H210V83H212L213 86L217 84L208 95H205V103H211L214 107H216L228 101L237 107V110L233 116L227 119L225 123L223 118L205 122L200 116L202 108L201 103H203L201 101L203 96L202 86ZM213 154L216 155L217 151ZM243 155H245V153H243ZM260 174L259 179L256 183H254L253 188L259 189L257 198H264V174ZM262 183L263 186L261 185Z\"/></svg>", "mask_w": 264, "mask_h": 264}, {"label": "clouds", "instance_id": "clouds-1", "mask_svg": "<svg viewBox=\"0 0 264 264\" xmlns=\"http://www.w3.org/2000/svg\"><path fill=\"white\" fill-rule=\"evenodd\" d=\"M176 15L182 23L171 24L168 28L154 32L150 47L158 50L168 47L171 40H183V24H202L207 16V0H174ZM11 200L8 193L0 188V209L10 206Z\"/></svg>", "mask_w": 264, "mask_h": 264}]
</instances>
